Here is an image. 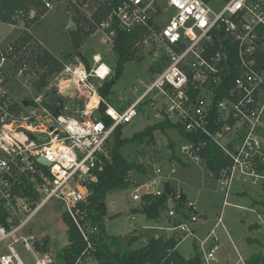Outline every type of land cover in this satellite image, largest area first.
Returning <instances> with one entry per match:
<instances>
[{
  "label": "built area",
  "instance_id": "2783aa9c",
  "mask_svg": "<svg viewBox=\"0 0 264 264\" xmlns=\"http://www.w3.org/2000/svg\"><path fill=\"white\" fill-rule=\"evenodd\" d=\"M41 1L45 8H52L51 1ZM210 2L123 0L99 24L98 29L109 40L119 32L142 30L135 46L164 63L124 109L116 110L98 97L92 78L103 81L110 73L100 59L94 60L91 73L78 59L76 66L64 70L65 80L48 83L38 95L17 101L8 87L7 58H0V264H27L20 250L30 254L32 264H64L61 259L56 261L43 241L23 232L51 199L63 207L87 240L81 220L88 184L97 181V174L110 161L114 129L135 118L142 103L157 111L162 121L181 126L187 136L176 129L181 138L178 158L156 165V178L133 187V201L164 195L158 180L176 174L177 165L183 162L205 165L204 174L220 185L224 203L235 181L258 185L264 191V0H224L218 11ZM102 65L106 70L100 76L97 71ZM25 73L26 63H22L16 75ZM48 93L63 98L60 112L45 102ZM221 93L223 96H218ZM83 95L87 99L80 106ZM94 95L97 101L90 105ZM101 102L111 119L109 125L93 116ZM209 148L221 154L216 169L207 166L212 159ZM39 156L50 164L38 163ZM164 204L168 219L183 217L171 227L179 233L178 244L193 237L202 264H214L218 245L215 227L221 216L201 237L191 228L202 220L193 201L176 190L165 196ZM89 258L90 264H96Z\"/></svg>",
  "mask_w": 264,
  "mask_h": 264
},
{
  "label": "rangeland",
  "instance_id": "374dc122",
  "mask_svg": "<svg viewBox=\"0 0 264 264\" xmlns=\"http://www.w3.org/2000/svg\"><path fill=\"white\" fill-rule=\"evenodd\" d=\"M73 4L72 0L52 1V8L47 9L40 18L33 23L32 33L42 38H46V45L51 48V53L55 55L63 63V69L48 78V83H60L65 80L66 67H74L79 59L85 66L86 72L91 73L96 65L93 62L92 55L99 53L103 62L110 68V73L103 81H98L101 85L109 80L114 79L117 56L113 50V40L107 39L102 30H95L90 34L79 47L80 58L76 55L71 43V31L75 29V25L69 26L67 17L69 7ZM91 2L90 8L82 7L83 12L87 15L93 8ZM224 0H211L210 6L215 11H218ZM34 12L32 11L31 14ZM71 19V18H70ZM72 21V19H71ZM17 30H10L6 24L0 25V47L5 49L8 54L13 51L9 48L15 42L21 44L18 40L22 36V32L16 36L10 35ZM10 35V36H9ZM31 36V35H30ZM92 36V37H91ZM108 41V43H106ZM15 44V46H18ZM37 45L43 47L39 42L31 36V39L17 50L10 58L5 61L6 73L9 82V91L17 100H28L31 96H36L44 91V88H38L30 84V79H37L41 73V69L37 65H26V73L22 77H17L16 71L21 67L23 60L28 58V51H36ZM18 48V47H15ZM44 48V47H43ZM134 54L123 65L122 71L118 78L115 79L109 94L105 100L116 110L124 109L131 101H133L143 90L142 83L151 81L153 76L162 70L163 61L155 60L145 49L138 46L133 47ZM83 51V52H82ZM20 57V59H17ZM86 61V63H85ZM99 84V86H100ZM31 85V86H30ZM136 91H133V88ZM50 93L46 95L49 97ZM45 97V98H46ZM86 97H80L79 105L82 106ZM138 115L129 123L124 124L120 130L121 138H130L133 134L144 130L147 126L161 123L162 117L157 114L149 105L142 103L138 109ZM93 116L100 118L99 112L95 110ZM181 138L176 129L167 127L160 129L157 127L152 132V139L143 138L142 141H133L127 143L122 150V154L126 160L133 165L126 174V179L129 181L127 187L122 189L110 190L106 194L105 204L107 215L118 213L106 223V232L111 235L128 234L134 229H139L143 216L138 215L135 219L126 215V210L130 209L134 213L140 212V202L133 201L131 195L133 187L149 183L156 178L154 167L156 165H164L166 161L172 157H177ZM112 141L109 143L111 149ZM206 167L203 164H189L187 168H183L180 164L177 165V173L167 178L162 175L158 180V188L164 195H170L177 189L172 187L170 183L181 186L189 194L197 196L200 204L204 206L207 215V222L202 228V235H205L213 228L219 215L221 223L215 227V235L218 238L217 249L214 253V264H244V258L249 251L256 252L261 249L264 244V191L258 185H253L249 182L235 181L232 189L227 197V202L224 203L223 195L220 192V185L213 179H207L205 176ZM168 179V180H167ZM242 189V190H240ZM243 191L242 194H237L238 191ZM143 191V189H141ZM182 193V192H181ZM187 199V198H186ZM253 201L260 204L258 207L259 214H256L250 209ZM259 201V202H258ZM238 204L244 207H238ZM255 204V203H254ZM64 213L62 206L51 199L47 201L38 212L30 219L23 232L34 235L37 240L43 241L45 238L49 241L50 253L56 261H60V254L67 245L66 225L61 218ZM132 215V214H131ZM178 217L173 220L168 219L162 209V214L157 225L162 229H144V232L139 231L141 238H150L151 236H170L179 235L176 230L171 227L178 221ZM183 219H180V221ZM257 224L258 230L250 232L249 227ZM194 230V224H191ZM199 235L201 230H194ZM200 236V235H199ZM254 238L250 247L247 238ZM142 241H137L133 244L134 247L141 246ZM195 240L193 237L183 238L178 246V252L189 257L193 254V246ZM21 255L27 264H32L30 254L22 250ZM92 261L88 258H82L80 264H90Z\"/></svg>",
  "mask_w": 264,
  "mask_h": 264
},
{
  "label": "trees",
  "instance_id": "16d2710c",
  "mask_svg": "<svg viewBox=\"0 0 264 264\" xmlns=\"http://www.w3.org/2000/svg\"><path fill=\"white\" fill-rule=\"evenodd\" d=\"M47 1L59 2L63 0ZM122 1L75 0V3L69 7L68 14L75 25V29L71 31V43L77 56L80 57L79 47L84 39L94 33L100 23L107 20L113 9L117 8ZM204 1L208 2L209 0ZM91 2H93V8L87 15L83 12L82 7L86 4L90 8ZM32 11L33 14H31ZM45 11L46 8L41 0H0V23L16 24L21 21L28 28ZM141 35L142 30L135 29L130 33L119 32L113 38V50L117 56L115 76L114 79L97 87V92L102 99L105 100L109 94L115 79L122 71L124 63L133 56V47ZM30 39L31 36L27 32H22V36L18 40L21 44L15 42L10 46L13 48L10 54L0 47V58H10L23 46V43ZM28 50H26L28 58L25 60L21 58V60L26 65H29L30 60H32L33 65L39 66L41 73L38 75V82L35 86L38 88L45 87L48 84V78L63 69V63L40 45H37L36 51ZM226 81L229 83L230 79ZM223 94L218 96H223ZM103 109L104 104L101 102L97 111L100 119L109 125L111 119L104 113ZM121 127L117 126L112 133L110 161H107L103 171L97 174V181L88 184L87 202L83 206L85 215L81 220L88 237L87 240L84 239L72 219L65 212L61 216L66 225L68 239L67 245L60 254L61 261L64 264H74L78 258L92 257L96 264H202L201 256L195 247L192 256L189 258H185L177 251L176 247L180 240L177 235L151 236L145 244L134 247L133 244L138 240L137 229L126 235H111L106 232V194L110 190L127 187L129 181L126 179V174L133 167L122 154L125 145L133 141H142L145 137H148V140L152 139V132L157 127L160 129L167 127L179 129L182 135L187 136L183 133L181 126L166 119L158 125L147 126L130 138L120 137ZM208 152L211 153L212 159L207 161V166L216 169L221 162V154L216 148H211V150L209 148ZM164 202L165 195L159 197L144 196L140 202V213L149 220H157L162 214V209H165ZM88 244H90L89 247ZM245 264H264V244H262L259 252L252 254L245 260Z\"/></svg>",
  "mask_w": 264,
  "mask_h": 264
},
{
  "label": "crops",
  "instance_id": "0c3cea01",
  "mask_svg": "<svg viewBox=\"0 0 264 264\" xmlns=\"http://www.w3.org/2000/svg\"><path fill=\"white\" fill-rule=\"evenodd\" d=\"M67 19V22H69L71 19H70V17H67L66 18ZM1 24H6L7 26H9L10 27V30L12 31L13 29L14 30H17V31H14V33H11L10 35H13L14 34V36H16L17 34H19V33H21V32H27L29 35H31V36H33L38 42H39V44H41L45 49H47L50 53H51V48H50V46L49 45H46L47 44V40H46V38H42V37H40V36H38V35H36V34H33L31 31H32V27H33V25L34 24H32L30 27H28V28H26L25 26H24V24L21 22V21H18L16 24H8V23H0V25ZM74 24V23H73ZM9 35V36H10ZM92 35V34H91ZM93 36V35H92ZM91 36V37H92ZM85 40V39H84ZM49 43V42H48ZM83 43V42H82ZM106 43H108V41H106ZM83 52V51H82ZM55 56V55H54ZM92 59H93V62H95L94 60L95 59H100V60H102V58H101V56H100V54L99 53H94L92 56ZM103 62V61H102ZM105 65H107L105 62H103ZM109 67V66H108ZM38 82V78L37 79H30V83H31V85H33V86H35V84ZM100 84V83H99ZM30 85V86H31ZM96 96V95H95ZM98 97H99V95H98ZM108 103V102H107ZM95 104V103H94ZM90 105H92L91 104V102H90ZM183 168H187V166H189V164L188 163H186V162H183V163H181L180 164ZM168 178H170V177H168ZM168 180V179H167ZM170 185L172 186V187H175L177 190H179L180 192H182V196L186 199L187 198V200H191V201H193L195 204H196V206H197V209H198V211L202 214V220L201 221H199V222H197V223H193L194 224V230H196L197 231V229L198 230H201V232H200V236L201 237H203L204 235H202L203 234V232H202V228H203V226L206 224V222H207V215H206V210L204 209L205 207L204 206H202V204H200V202H199V199L197 198V196H195V195H192V194H189L188 192H186L181 186H177V184H174V183H170ZM240 190H242V189H240ZM238 191L237 192V194H242L243 193V191ZM259 202V201H258ZM255 203V204H254ZM238 207H244V206H242V205H240V204H238ZM258 207H260V204L259 203H257V201H253V203L251 204V206H250V209L253 211V212H255L256 214H259L260 213V211H262V209L260 210ZM263 207H264V204H263ZM132 214V215H131ZM115 215H118V213H113L112 215H107V217H106V220H105V230H106V223H108V221L111 219V218H113V217H115ZM126 215L127 216H131L133 219H135L136 217H138V215H142L143 216V221L141 222L142 224L139 226L140 228L139 229H137V232H136V234L138 235V240L137 241H142L141 243H143V244H145L146 243V241L149 239H147L146 240V238H141L140 239V236H139V231H142V232H144V229H158V230H161L162 229V227L161 226H159V225H157L158 224V222L157 221H159V219H157V220H149V219H147L142 213H140V212H137V213H134L133 211H131L130 209H128V210H126ZM178 217V219L180 220V219H182L183 217L182 216H177ZM215 224H216V222H215ZM215 224H214V226H215ZM213 226V227H214ZM217 227V226H216ZM257 227H259L257 224H255V225H251L250 227H249V230H250V232H252V231H254V229H256V230H258L257 229ZM212 229V228H211ZM210 229V230H211ZM209 230V231H210ZM208 231V232H209ZM119 235H126V234H119ZM253 240H254V238L252 237V236H249L248 238H247V242H248V244H249V247H250V245H251V243L253 242ZM46 241V242H45ZM136 241V242H137ZM43 242L45 243V245H46V247L49 249V241H48V239H44L43 240ZM143 244H141V245H143ZM178 245V244H177ZM140 245H138V247H139ZM194 247V246H193ZM177 248V251H178V246L176 247ZM194 249V248H193ZM261 250V249H260ZM260 250H257L256 252H251V251H249L248 253H247V255L245 256V258H244V264H245V260L249 257V256H251L252 254H254V253H257V252H259ZM192 255H190L189 257H191ZM189 257H185V258H189ZM233 264H236V263H233Z\"/></svg>",
  "mask_w": 264,
  "mask_h": 264
},
{
  "label": "water",
  "instance_id": "95a60500",
  "mask_svg": "<svg viewBox=\"0 0 264 264\" xmlns=\"http://www.w3.org/2000/svg\"><path fill=\"white\" fill-rule=\"evenodd\" d=\"M72 25H73V21L70 20L68 27L72 26ZM92 81H93L95 87L99 86V83H98V81H97V79L95 77L92 78ZM70 88L73 89L74 87L71 86ZM66 93H67V91H63V95H66ZM45 102L47 104H50L54 108V110L56 112H60V110L62 109L63 104H64V100H63V98L61 96H54V97L49 96V97H46L45 98ZM66 104L69 105L71 103L67 102ZM31 137L34 138L33 135H31ZM36 160H37L38 163H40L41 165H44V166H48L50 164L49 161L46 158L42 157V156L37 157ZM169 206L172 207L173 203L170 202ZM181 211H182V209H179V212H181Z\"/></svg>",
  "mask_w": 264,
  "mask_h": 264
},
{
  "label": "bare ground",
  "instance_id": "6f19581e",
  "mask_svg": "<svg viewBox=\"0 0 264 264\" xmlns=\"http://www.w3.org/2000/svg\"><path fill=\"white\" fill-rule=\"evenodd\" d=\"M105 70H106V66L102 65V67L100 69H98L97 74L100 75V76H103ZM96 101H97V96L94 95L92 97L91 104L96 103Z\"/></svg>",
  "mask_w": 264,
  "mask_h": 264
}]
</instances>
